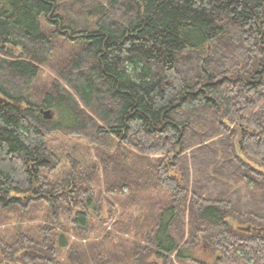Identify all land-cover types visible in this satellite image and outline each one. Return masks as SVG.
Segmentation results:
<instances>
[{
  "label": "trees",
  "instance_id": "1",
  "mask_svg": "<svg viewBox=\"0 0 264 264\" xmlns=\"http://www.w3.org/2000/svg\"><path fill=\"white\" fill-rule=\"evenodd\" d=\"M90 1L67 23L58 0H0V212L19 217L0 232V262L209 264L193 254L208 245L212 264H264V0ZM48 16L57 29H44ZM58 35L70 48L56 59ZM52 60L57 77L36 104L28 90ZM58 131L88 141L105 176L135 184L132 200L140 186L162 192L127 225L136 238L70 241L90 235L92 215L108 220L96 165L69 158L59 178L45 173L60 163L44 160ZM37 209L44 220L24 226Z\"/></svg>",
  "mask_w": 264,
  "mask_h": 264
},
{
  "label": "rangeland",
  "instance_id": "2",
  "mask_svg": "<svg viewBox=\"0 0 264 264\" xmlns=\"http://www.w3.org/2000/svg\"><path fill=\"white\" fill-rule=\"evenodd\" d=\"M58 2L59 9L57 12L61 14L62 19H66L67 23L70 22L67 19L68 17L76 20L87 17L86 15H89L88 10H90L89 6L94 5L90 0H58ZM105 4L108 6L107 1ZM82 5L84 9H81ZM48 18L50 21L49 23L45 18L41 20L44 29L47 31L57 29L58 27L51 24V21L58 17L48 16ZM55 43L56 55H54V57L57 59L59 56V49L65 51L67 48H70V45L59 35L56 36ZM53 61L54 60L41 67L39 76L33 81L32 87L28 90V97L36 104L41 102L42 93L49 90L54 79L57 77V68ZM41 109L51 110L52 117L56 118L59 116L54 108H45L42 106ZM64 132L65 131H58L49 137L48 147L52 159L46 158L44 160L52 165L53 158L55 157V160L60 163L54 171L50 172V168H45V173L48 177H51L50 180H52V178H59L60 175L68 171L71 163L69 160L76 162L77 168L80 170H85L96 165V170L93 171L94 197L95 200H99L102 204L100 213L103 219L108 220L106 225H102L98 220L99 216L92 215L90 227H93V230L90 232V235L88 237H79L73 232H69L70 241L87 244L88 242L91 243L100 240L106 233L112 234L114 239L125 238L131 240L132 238H136L134 231L127 227V225L129 223L131 225L133 221H138L139 217L141 219L142 214H148L149 210H156L162 205L164 203L162 192L150 185H147L149 187L140 186L138 194L133 197V200L131 197L130 199L128 195L131 188L133 193H137L135 184H131L129 188L124 183L121 184L120 180H115L118 176L114 174L111 177L105 176L104 166L100 162L98 156H96L95 148L82 136L75 134L68 136L65 135ZM35 186H38L37 183H35ZM160 198L163 200H160ZM139 208L142 209V211H137ZM43 214L44 211H39V209H37L30 217L24 218L23 225H35L42 222L44 220ZM17 221H19V217L14 210L7 211L6 209H2L0 212V232L15 226ZM230 222L233 226L236 225L232 220ZM193 254L194 258L209 264H212L215 260V256H217V253L208 245L198 247L194 250ZM149 260H151L152 263L154 262L153 264L161 263V260L156 257H152ZM0 264L10 263L1 261ZM184 264L192 263L186 261Z\"/></svg>",
  "mask_w": 264,
  "mask_h": 264
},
{
  "label": "water",
  "instance_id": "3",
  "mask_svg": "<svg viewBox=\"0 0 264 264\" xmlns=\"http://www.w3.org/2000/svg\"><path fill=\"white\" fill-rule=\"evenodd\" d=\"M40 113L42 114L44 119H51L52 118L51 110H49V109H47V110L40 109ZM233 129L237 131L236 142H238L240 135H241V129L239 127H237L236 125H233ZM32 168H33V166H32ZM241 229L248 232L252 228L250 226H244V227H241ZM253 229H254V227H253Z\"/></svg>",
  "mask_w": 264,
  "mask_h": 264
}]
</instances>
